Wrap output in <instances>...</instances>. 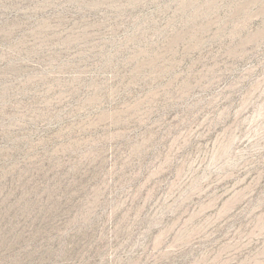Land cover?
<instances>
[{
  "label": "rangeland",
  "instance_id": "1",
  "mask_svg": "<svg viewBox=\"0 0 264 264\" xmlns=\"http://www.w3.org/2000/svg\"><path fill=\"white\" fill-rule=\"evenodd\" d=\"M0 264H264V0H0Z\"/></svg>",
  "mask_w": 264,
  "mask_h": 264
}]
</instances>
